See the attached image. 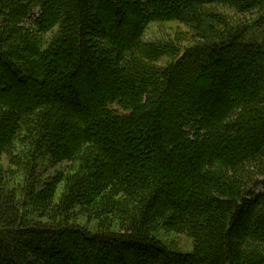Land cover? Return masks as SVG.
I'll return each mask as SVG.
<instances>
[{
    "label": "trees",
    "instance_id": "1",
    "mask_svg": "<svg viewBox=\"0 0 264 264\" xmlns=\"http://www.w3.org/2000/svg\"><path fill=\"white\" fill-rule=\"evenodd\" d=\"M0 11V264H264V0ZM172 21L197 44H145L149 24ZM46 159L65 168L37 188Z\"/></svg>",
    "mask_w": 264,
    "mask_h": 264
},
{
    "label": "rangeland",
    "instance_id": "2",
    "mask_svg": "<svg viewBox=\"0 0 264 264\" xmlns=\"http://www.w3.org/2000/svg\"><path fill=\"white\" fill-rule=\"evenodd\" d=\"M216 11L222 15H225L227 17H232L233 12L229 8L225 7H212L210 11ZM36 11L32 12L31 19L33 20L36 16ZM1 12V11H0ZM111 14V13H110ZM5 15H8L7 12H5ZM113 18L114 15H111ZM1 19V17H0ZM123 20V18H122ZM28 23H24L19 25L21 28H27ZM194 32L186 25L180 24L178 22H162V23H151L147 26L144 36H143V41L145 44H152V43H159V44H168V45H173L178 49V54L186 50L187 48H190L194 45L197 44V41L194 38ZM8 55L11 57L14 55L13 58H15V62L17 66L19 67H27V64L24 63V61H21L23 55L21 53L20 47L16 46L14 44L11 45ZM177 54V55H178ZM20 59V60H19ZM13 60V59H12ZM168 62V59L164 58L160 60L157 65L159 66H164ZM16 89V92H19L23 90V87L21 85L14 86ZM206 103L208 100L205 101ZM183 110V109H182ZM184 111V110H183ZM179 112H181L180 109H172L168 112L167 115V122L173 123L175 118V115H178ZM199 113L198 109L195 111ZM32 135V134H31ZM34 136V135H33ZM29 150L26 148V150H22L19 146H17V152L23 154H26V151ZM1 168H3V171L6 170H11L10 167H8V164L6 163V159L3 158L0 163ZM68 167V166H66ZM71 166H69L70 168ZM60 168V170H58ZM65 167H53L51 166L48 162L47 159L44 160L43 162L40 163L39 168L37 169L36 173V184L37 188H41L45 183H48L49 180L54 176L55 173H58L59 171L63 170ZM14 171L13 176L10 178L14 183L17 185L19 182H22L23 178L20 173L16 172L15 169H12ZM66 171V169H65ZM66 185L61 184L58 186L57 191H56V196L55 199L58 200L59 197L63 194V192L66 190L65 189ZM259 191V190H258ZM80 224H83L82 222H78ZM160 238L168 243L172 248L178 251L182 252H190L192 249V242L189 238L185 237L184 235H176L172 233H165L161 232L159 234Z\"/></svg>",
    "mask_w": 264,
    "mask_h": 264
}]
</instances>
